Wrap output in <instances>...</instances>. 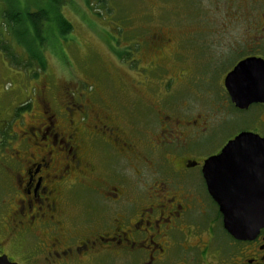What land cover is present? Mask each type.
<instances>
[{"label":"flooded vegetation","instance_id":"flooded-vegetation-1","mask_svg":"<svg viewBox=\"0 0 264 264\" xmlns=\"http://www.w3.org/2000/svg\"><path fill=\"white\" fill-rule=\"evenodd\" d=\"M160 40L168 41L162 36ZM242 56L236 53L234 64L219 83L223 102L227 104L226 115L221 111L220 118L210 120L201 115L204 111L192 114L195 104L181 110L168 105L161 111L154 110L158 114L156 122L149 118L143 121L140 134L127 132L138 130L133 127L120 135L119 128L114 130L105 123L103 132L97 130L98 126L85 135L88 142L101 144L100 150L108 155L107 159L110 157L103 170H95L93 157L85 159L81 155L79 129L73 119L84 112L81 103H73L72 107L62 104L61 115L66 118L62 125L52 116L48 124L22 131L19 136L22 150L16 151L11 168V176L14 175L11 187L17 201L15 208L7 211V219L2 215L0 236L7 246L0 242L3 248L0 257L17 264H83L87 259L91 260L87 264H98L115 258L124 260V264H264V226L247 239H236L229 234L203 175L206 161L220 155L240 134L252 133L264 138V121L257 122L264 104L238 108L225 84L240 62L264 59V55L257 53ZM210 92L208 88L202 94L210 96ZM50 111L48 108L45 113ZM244 119L249 127L235 132L233 126ZM215 123L217 126L213 127ZM153 128H157L156 132ZM219 135L224 137L223 142L217 140L221 145L216 144L215 137ZM163 144L167 145L164 151L167 156L161 165L154 163L157 168H151L149 174L142 171V160L148 161L145 149L152 146L157 151ZM132 158L140 163L131 167L139 172L136 180L129 178L124 170L129 169ZM196 174L201 185L194 179ZM89 177L95 185L92 190L82 191L92 194L93 201L84 204V194L77 190L85 186ZM160 177L174 178L184 185L192 183L194 190L187 186L175 193L167 187L170 179L156 182ZM75 206L80 212L72 214L70 210ZM7 224L10 229L4 235ZM29 237L35 239L36 248L21 251ZM9 243H13L14 254L22 253V259L10 256Z\"/></svg>","mask_w":264,"mask_h":264},{"label":"rangeland","instance_id":"rangeland-1","mask_svg":"<svg viewBox=\"0 0 264 264\" xmlns=\"http://www.w3.org/2000/svg\"><path fill=\"white\" fill-rule=\"evenodd\" d=\"M16 3L22 10L36 12L46 7L48 0ZM7 6V2L0 1L1 14ZM60 13L74 30L64 39L57 27L51 29L47 35L45 70L14 69L0 53V223L2 215L7 219L16 206L11 168L16 151L22 150L20 134L27 128L48 124L52 116L59 125L65 123L62 104L85 106L84 112L73 119L79 129L81 155L85 159L93 157L95 170L99 171L106 168L110 157L107 159L108 155L100 150L101 144L88 142L85 135L98 126L97 130L103 132L105 123L114 130L119 128L120 135L133 127L138 130L127 132L140 134L143 121L149 118L156 122L158 114L154 110L161 111L168 105L181 110L195 104L191 108L193 115L204 111L201 115L210 120L220 118L221 111L226 115L227 104L223 102L219 83L234 64L236 53L242 57L264 55V0H64ZM161 36L168 41H161ZM208 88L210 96L202 94ZM48 108L52 111L45 113ZM257 117V122L264 121V112ZM235 126L237 132L249 127V123L244 119ZM156 130L153 128V132ZM215 139L223 142L224 137L219 135ZM166 150V144L157 151L152 146L145 149L148 161L142 160V171L149 174L151 168H157L154 163L161 165ZM141 156L142 153L137 159ZM55 157L56 153L52 158ZM139 165L132 158L129 169H124L129 178L137 179L139 172L131 167ZM115 168L119 174L118 165ZM165 179L171 180L160 177L156 182ZM173 179L167 181L171 191L177 193L187 186L194 190L192 183L184 185ZM194 179L202 184L197 174ZM148 181L152 183L151 179ZM93 185L95 182L89 177L85 186L78 187L77 191L84 194V204L92 203L93 199L92 194L82 189L92 190ZM70 211L80 212L77 206ZM7 229L9 224L3 230L4 235ZM3 240L2 237L0 242ZM8 246L12 258L22 259L21 252L14 254L13 243ZM34 248L35 239L29 237L21 251ZM89 262L87 259L83 264ZM124 263L115 258L98 264Z\"/></svg>","mask_w":264,"mask_h":264},{"label":"water","instance_id":"water-1","mask_svg":"<svg viewBox=\"0 0 264 264\" xmlns=\"http://www.w3.org/2000/svg\"><path fill=\"white\" fill-rule=\"evenodd\" d=\"M225 84L238 108L264 104V59L240 62ZM203 175L229 234L247 239L264 226V138L240 134L220 155L206 161ZM0 264L17 263L0 257Z\"/></svg>","mask_w":264,"mask_h":264},{"label":"trees","instance_id":"trees-1","mask_svg":"<svg viewBox=\"0 0 264 264\" xmlns=\"http://www.w3.org/2000/svg\"><path fill=\"white\" fill-rule=\"evenodd\" d=\"M2 1L8 6L0 13V53L14 69L45 70L47 35L51 29L57 27L64 39L74 30L60 13L64 0H48L47 6L36 12L22 10L17 0Z\"/></svg>","mask_w":264,"mask_h":264}]
</instances>
